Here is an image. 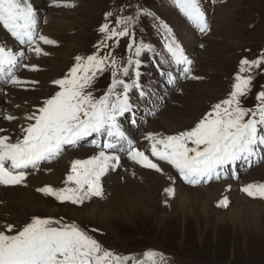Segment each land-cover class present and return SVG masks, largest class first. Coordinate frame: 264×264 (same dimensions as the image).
Here are the masks:
<instances>
[{
	"label": "rangeland",
	"instance_id": "374dc122",
	"mask_svg": "<svg viewBox=\"0 0 264 264\" xmlns=\"http://www.w3.org/2000/svg\"><path fill=\"white\" fill-rule=\"evenodd\" d=\"M33 1H42V12L38 15L36 10L38 35L47 24L49 27L55 25L54 31L56 32L53 38L50 35H44L55 43L44 44L40 41L42 52L37 55L34 51H28V45H21L0 24V46L4 47L5 39L8 40L7 43L13 45V49L9 46L5 48L12 50L18 56V63L12 68V72L20 81L13 84L6 76H0L2 94L6 98H11L10 101H4V109L1 113L3 115L0 114V125L2 124L0 135L11 136L12 142H15L16 138H22L23 133L18 132L20 128H17V124L15 125L20 121V116H14L8 110V106L15 103L14 100L22 98L24 104L27 103L25 106L28 107L25 112L31 114L34 110V113L38 114L43 101L60 90L54 81L68 76L70 69L76 64L77 56L84 58L93 54L108 56L106 70L97 74L94 84L87 89L96 99L104 95L111 84L112 58L115 57L117 67L122 68L127 66V61L131 56L133 60H140L139 76L134 74V70L137 69L133 64L128 76L125 77L118 71L116 78L124 79L129 83L136 79L137 87L129 90V99L134 103H130L131 110L119 117V121L123 125V130H130L128 140L131 141L132 146L143 151L153 163H157L161 171L157 172L155 169L138 165L153 173L163 172L164 166V171H170L171 173L168 172V174H174L177 182L187 188L196 189L228 180L232 181L235 187L229 192H219L216 199L206 204L192 205L184 211L185 213L175 210L177 208L169 202L173 198L171 196L173 192L168 194L165 190L169 187H166L160 191L158 196L160 198L157 199V203L149 213H143L140 210L128 216V210L124 209L125 216L109 214L102 217L100 214L91 215L83 211L85 206H89L98 197L91 196L82 202L72 203L59 201L54 196L38 191L46 186L54 189L74 187L71 182H67V176L72 171L71 164L57 184L44 183L42 186L31 189L34 194L49 201L48 209L58 210L34 208L33 215L27 216L25 220H17L18 222L12 219L10 213L4 212L2 214L4 217L3 231L6 234H15L33 218L51 219L59 224H75L94 238L104 251L112 253V256L106 259V264H264V210L258 215L247 213L241 218L234 215L235 219L227 213L228 209L236 203L237 198L241 196L249 201L264 204V198L250 197L242 191L247 184H264V175L258 171L253 173L258 167L264 165V146L258 147L256 154L250 159L226 166L220 171L218 177L213 175L199 184L192 185L184 181L173 166L153 157L150 141L146 139L148 124L158 120L159 113L169 107L185 111L190 101L187 93L193 96L201 94L204 96L201 103L203 107L196 115H192L191 124L173 132L160 130L161 132L158 131L156 135L163 137L190 130L212 110L213 105L229 97L242 59L251 61L264 58V0H197L201 10L205 13L208 25L207 31L203 33L179 11L175 0H56L61 6H55L53 0H29L32 5ZM65 4L71 6H63ZM47 14H50L52 18L47 17ZM56 17L61 20H70V24L68 27L60 28L56 24ZM123 17H133L132 25H138L139 29L136 31L134 28L133 36L129 34L125 37L105 39V34L99 31L100 27L107 23L109 30L120 29L121 25L116 24V20ZM161 24L167 25L177 38H179L180 29L186 34L192 33L194 51H191L189 47H184L188 64L178 66L171 62V57L164 47L165 32L160 27ZM132 25L128 27V32ZM69 27L72 28L69 29ZM133 37H135L134 42ZM112 39L114 43L110 48L109 43L111 44ZM129 41L133 42L132 53L128 49ZM141 43L147 47L141 51L139 57H136V46ZM20 53H23L22 57ZM53 68L57 69L55 76L50 74ZM185 68L189 71L185 72ZM241 75L252 77L248 93L241 97V106L252 110L258 103L256 96L264 91V64L252 67ZM183 86H186L185 92L182 91ZM116 92L122 93L123 87L118 86ZM35 94L38 97L37 104L31 105L30 99L36 97ZM112 99H115V94ZM8 116L14 117V120L6 119ZM34 122L32 120L29 123ZM29 123L22 122L21 127H27ZM104 139L107 137L93 135L73 145H64L57 156L41 161L36 168L25 169L24 182L4 186L12 189L27 188L25 180L32 175L33 171H38L41 166L57 164L63 152H74L80 149L86 153L89 152L87 150L98 151L97 154H99L103 150L119 157L118 160L112 162L111 167L100 178L104 194L106 187L103 186L102 179L108 177L109 172L120 173L121 159L124 157L125 160L136 162L128 156V141H124L122 146L117 145L115 150L101 149L93 143V141L97 144L102 143ZM86 158L88 159L89 156ZM1 186L3 185H0V189ZM167 194L168 196L165 197ZM1 198L0 196V206L4 207L6 201ZM98 200L102 201L101 197ZM261 208L264 209V206ZM9 225L12 228L11 233L8 232ZM116 258L119 260L117 261ZM195 259L198 261L195 262Z\"/></svg>",
	"mask_w": 264,
	"mask_h": 264
},
{
	"label": "snow or ice",
	"instance_id": "6c2138e0",
	"mask_svg": "<svg viewBox=\"0 0 264 264\" xmlns=\"http://www.w3.org/2000/svg\"><path fill=\"white\" fill-rule=\"evenodd\" d=\"M53 3L61 6L56 0ZM175 4L200 32L207 31L205 13L197 0H175ZM133 23V17H123L116 20V24L121 25L120 29L109 30L105 23L99 31L105 34V39L125 37L129 35L128 27ZM0 24L21 45H28V51H34L37 55L42 52L37 37L44 44L55 43L44 35H38L37 15L29 0H0ZM160 27L165 32L164 47L171 62L178 66L188 64L179 39L167 25L161 24ZM132 47L133 43L129 41V51ZM146 47L143 43L137 45L135 56L139 57ZM75 59L76 64L68 76L54 81L60 90L43 101L38 114L25 117L35 122L22 127V138L12 142L8 135H0V185L21 184L25 169L36 168L41 161L57 156L64 145H73L93 135L107 137L99 144L93 141L101 149L115 150L117 145L122 146L124 141H128V156L131 159L144 167L161 171L157 163L132 146L119 121V117L131 110L128 93L137 87V80L133 79L129 83L117 79V72L126 77L130 67L135 64L137 70H134V74L139 76L140 60H133L130 56L127 66L118 68L117 60L113 57L111 84L107 92L96 99L87 89L94 84L97 74L106 70L108 56L93 54L86 58L77 56ZM17 63V54L0 46V76H6L13 84L20 82L12 72ZM262 64L264 58L251 61L242 59L229 97L213 105L212 110L190 130L163 137L149 133L146 139L150 141L151 155L173 166L180 177L192 185L213 175L218 177L226 166L255 155L258 147L264 146V91L256 96L258 103L254 109L242 107L241 97L248 93L252 77L242 76L241 73ZM184 70L189 71L187 68ZM118 86L123 87L122 93L116 92ZM6 119L11 120L13 117L8 116ZM118 159L101 150L90 159L74 160L72 171L67 176V182H71L74 187L54 189L46 186L38 191L54 196L59 201L72 203L82 202L91 196L102 197L100 178ZM165 191L171 194L173 190L169 188ZM242 191L250 197L264 198V184H247ZM8 232H12L10 225ZM111 256L112 253L104 251L94 238L75 224L33 218L15 234L0 230V264H106V259Z\"/></svg>",
	"mask_w": 264,
	"mask_h": 264
},
{
	"label": "bare ground",
	"instance_id": "6f19581e",
	"mask_svg": "<svg viewBox=\"0 0 264 264\" xmlns=\"http://www.w3.org/2000/svg\"><path fill=\"white\" fill-rule=\"evenodd\" d=\"M41 2L36 1L32 5L35 12L37 10L38 15L42 12ZM47 17L52 18L50 14H47ZM38 19H39V17H38ZM55 21H56L57 26H60V28H62L63 26L68 27V25L70 24V20H66V19L61 20L57 17H56ZM37 22H38V20H37ZM54 26L49 27L47 24V26L42 28L43 30L41 29L40 35H46L47 34L53 38V34H54V32H56V31H54V29H55ZM177 26L179 27V25H177ZM71 28L72 27H69V29H71ZM58 30H60V29H58ZM58 38H60V37H58ZM76 38H78V37H76ZM178 39L181 42V44L183 45V48L186 46V48L189 47V49H191V51H194L195 44H194L192 33L186 34V32H184V30L180 29ZM59 41H61V40H59ZM7 42H8V40L5 39L6 44L4 43L5 44L4 47L9 46L10 48L13 49V45H10V43H7ZM74 42H72V43H74ZM37 43L39 45L40 41L38 40ZM39 47H40V45H39ZM40 60H41V58H40ZM59 60H61V59H59ZM51 62H52V60H51ZM46 63H48V62H46ZM66 63L67 62H65V64ZM55 69L50 70V74H53L55 76L56 71H57V69L56 70ZM44 78L47 79L46 77H44ZM52 78L55 79V77H52ZM187 84H188V82H187ZM2 89L3 88L0 86V114L3 112V109H4V105H3L4 101L5 100L10 101V99H11L10 97L6 98L2 94L3 93ZM182 89H183L182 91L185 92L186 86H183ZM9 93H11V92H9ZM14 94H15V92H14ZM187 96L190 97V99H189L190 101L194 98H197V99L194 101H191V102L189 101L188 102V108L185 111L179 110V109L177 110L174 107H169L164 112L159 113V116L157 117L158 120H156L154 122H150L148 124V130L146 132L148 134L153 133L155 135L160 130H163L164 132H173V131L179 130L181 128L184 129V127L188 126V124H191V122L193 120L192 115H196L197 112L198 111L200 112V110L203 107L201 103L203 101L204 96H202L201 94H196L195 96H193L189 93H187ZM25 100L29 101V99H25ZM37 100H38L37 95H36V97H32L30 99L31 105H36ZM23 101L24 100L22 98L20 100H14L15 103L8 106V110L14 116L15 115L20 116L19 117L20 121L18 123L16 122L15 125L17 124V128H20L17 131L21 132V133H22V131H21V129H22L21 125L22 124L21 123L22 122L29 123L30 121L25 119V117L34 113V110H32L31 114L25 112L28 110V107L25 106L27 103L24 104ZM129 101H130V99H129ZM11 103H12V100H11ZM40 103H41V101H40ZM130 103H134V102L130 101ZM1 115H3V114H1ZM1 125H0V127H1ZM121 127H123V125H121ZM124 131L126 133V136L128 138H130V130L128 131L127 129H125ZM140 140H141V138H140ZM146 144H144V145H146ZM149 145H150V143H149ZM87 151H89V152L86 153L83 150L81 151L79 149V150L74 151V152L73 151L63 152L61 154V160L57 164L51 166L53 164L52 163L51 165L41 166L38 169V171H35V172L33 171L32 175L30 174L31 176H29L28 179L25 180L26 181L25 187H27L25 189H22V188L12 189L11 187H5L4 185L1 186L0 196L2 197L1 199L5 200L6 202H4V207L0 206V230H2V231L4 230V229H2L3 221H4V217L2 214L4 212L10 213L12 219L17 221V220H25L27 216L33 215L34 208L40 209V210L47 208V205H49V201L44 200L42 198V196L40 197L37 194H34L31 189L32 188L34 189L35 187L42 186L44 183H50V185L51 184H57L58 182H60L59 180H61V178H62L64 172L66 171V169L68 168V166H70L72 164V161L78 160V159L85 160V159H87L86 158L87 156H89L88 159H90L92 156H94L98 153V151H93V150H91V151L87 150ZM120 168H121L120 173L117 171H115L113 173L109 172V176L102 179V181L104 182L103 186L106 187V190H105L103 196L101 197L103 202L99 201L98 200L99 197H98L97 200H95L89 206H85L83 208L84 212L89 213L91 215L100 214L102 217H105L109 214H111L112 216L113 215H124L125 216L126 213L124 212V209L128 210V214H127L128 216H130V214L132 215V213L139 212L140 210L143 211V213L144 212L149 213L150 211L153 210L152 207L157 203V199L160 198V197H158L160 191L162 189L164 190L166 187H169L173 190L172 191L173 195H171V196H173V198L169 202L172 203L174 205V207L177 208L175 210H178V211L185 213L184 211L191 208L192 205H196V204L201 205L202 203L206 204L208 201L216 199L219 192H221V191L229 192V191H232L235 187L234 183L232 181L228 180L226 182H221L220 184L219 183L218 184H211V185L209 184L208 186L199 187L196 189H194V188L192 189L189 187L187 188V187L180 185L177 182L174 174L169 175L168 172H170V171H168V172L164 171L165 170L164 166H163V172L153 173V172H150V171L140 167V165H138L137 162H132V161L130 162L127 159L125 160L124 157L121 159V167ZM166 170H168V168ZM257 171L259 173H261L262 175H264V165H261L260 167H258V169L256 171H254L253 173H255ZM100 184L102 185V183H100ZM22 186H23V184H22ZM231 193L232 192H230V194ZM163 195H164V192H163ZM166 196H168V194L165 195V197ZM5 204H7L6 207H5ZM262 206H264V204H262L261 202L249 201L247 198L241 196V197L237 198L236 203L234 205H232L230 209H228L229 211L227 213H229L233 219H235L234 215L240 216V218L242 216L246 215L247 213L249 215H250V213L258 215L262 210H264L261 208ZM48 210L55 211L58 209H55V210L48 209ZM175 210H174V212H175ZM211 214H212V212H211ZM221 214L223 215V213H221ZM5 221H7V220H5ZM7 223H8V221H7Z\"/></svg>",
	"mask_w": 264,
	"mask_h": 264
},
{
	"label": "trees",
	"instance_id": "16d2710c",
	"mask_svg": "<svg viewBox=\"0 0 264 264\" xmlns=\"http://www.w3.org/2000/svg\"><path fill=\"white\" fill-rule=\"evenodd\" d=\"M196 261H198V260L195 259V262H196ZM197 263H198V262H197ZM201 264H202V263H201Z\"/></svg>",
	"mask_w": 264,
	"mask_h": 264
}]
</instances>
